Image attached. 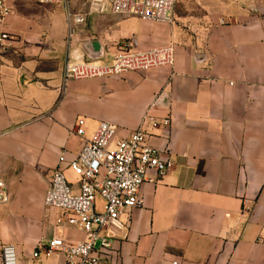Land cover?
<instances>
[{"label": "crops", "instance_id": "crops-1", "mask_svg": "<svg viewBox=\"0 0 264 264\" xmlns=\"http://www.w3.org/2000/svg\"><path fill=\"white\" fill-rule=\"evenodd\" d=\"M90 1L69 0L85 18L70 39L64 6L6 0L0 179L10 201L0 206V241L16 247L18 264H65L33 255L63 216L44 201L60 155L82 149L70 130L85 119L88 137L106 122L128 138L155 104L150 116L171 123L147 122L149 144L174 167L147 174L143 206L106 230L113 250L102 264H264V0L254 11L238 0H178L172 25L94 13ZM133 38L142 50L172 44L174 68L65 80L68 58L110 63ZM67 178L78 189L71 170ZM57 235L69 246L87 238L68 225Z\"/></svg>", "mask_w": 264, "mask_h": 264}, {"label": "built area", "instance_id": "built-area-1", "mask_svg": "<svg viewBox=\"0 0 264 264\" xmlns=\"http://www.w3.org/2000/svg\"><path fill=\"white\" fill-rule=\"evenodd\" d=\"M251 4L254 0H238ZM41 6L61 5L66 9L68 35L73 38L79 26L85 22L81 14H76L70 7L69 0H37ZM178 0H91L94 13L127 16L144 22L174 24V12ZM11 9L6 0H0V25L9 16ZM224 25L225 22L221 21ZM3 33L0 41L8 40ZM175 49L172 44L153 49L142 50L138 40L133 38L118 50L110 63L86 62L68 58L64 68L67 81H89L111 77H122L133 72H146L161 68H174ZM145 114L142 125L128 138H117V127L101 122L92 137H88L86 120L79 119L70 134L83 140L82 149L71 160L63 152L57 166L52 170L49 188L44 205L47 209L63 213L54 235L48 244L40 243L33 258L62 256L65 264H102L103 258L109 257L113 250L112 240L105 234L109 226L143 206L141 189L147 180V174L154 172L157 177H164L174 164L169 155L153 148L149 141L152 134L145 125L152 127L169 126L170 118L156 121ZM5 136L0 132V137ZM71 170L79 179V187L71 184L67 178ZM10 201L8 188L0 179V206ZM82 231L86 240L73 246L67 245L64 238L57 235L63 226ZM0 264H18L17 250L14 245L0 241Z\"/></svg>", "mask_w": 264, "mask_h": 264}, {"label": "rangeland", "instance_id": "rangeland-1", "mask_svg": "<svg viewBox=\"0 0 264 264\" xmlns=\"http://www.w3.org/2000/svg\"><path fill=\"white\" fill-rule=\"evenodd\" d=\"M54 6H59V5H54ZM42 214H43L42 212L39 213V215H41V216H42ZM0 233H1L2 238L4 239V237H5V236H4V235H5L4 232L2 231V232H0Z\"/></svg>", "mask_w": 264, "mask_h": 264}, {"label": "water", "instance_id": "water-1", "mask_svg": "<svg viewBox=\"0 0 264 264\" xmlns=\"http://www.w3.org/2000/svg\"><path fill=\"white\" fill-rule=\"evenodd\" d=\"M92 46H93V47H95V46L97 47V44H92ZM94 58H95V60H96L98 57H95V56H94Z\"/></svg>", "mask_w": 264, "mask_h": 264}]
</instances>
